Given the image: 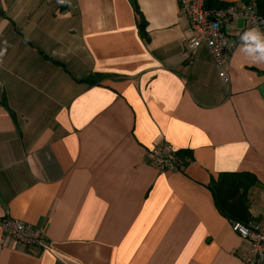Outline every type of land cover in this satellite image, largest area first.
Here are the masks:
<instances>
[{"label": "crops", "instance_id": "obj_1", "mask_svg": "<svg viewBox=\"0 0 264 264\" xmlns=\"http://www.w3.org/2000/svg\"><path fill=\"white\" fill-rule=\"evenodd\" d=\"M188 37L179 0H0V222L48 245L0 227V264H246L211 182L253 176L264 222V62L239 43L225 84L205 45L184 63ZM158 145L185 166L150 165Z\"/></svg>", "mask_w": 264, "mask_h": 264}, {"label": "built area", "instance_id": "obj_2", "mask_svg": "<svg viewBox=\"0 0 264 264\" xmlns=\"http://www.w3.org/2000/svg\"><path fill=\"white\" fill-rule=\"evenodd\" d=\"M180 11L189 22L184 63L191 65L196 51L205 45L213 59L220 79L229 84V64L241 36L251 28L264 34V18L258 13L256 1L242 0L223 8L208 7V0H179ZM243 21L245 27L239 30L237 24ZM173 146L150 148L146 161L159 171L180 170L182 163ZM232 230L244 241L246 251L243 261L246 264H264V222L244 224L231 221ZM4 238L14 240L29 254L47 248L45 232L14 219L6 213L0 222Z\"/></svg>", "mask_w": 264, "mask_h": 264}, {"label": "trees", "instance_id": "obj_3", "mask_svg": "<svg viewBox=\"0 0 264 264\" xmlns=\"http://www.w3.org/2000/svg\"><path fill=\"white\" fill-rule=\"evenodd\" d=\"M257 9L261 17L264 18V0H257ZM208 7L223 8L225 5L213 6L208 0ZM144 32V28L141 27ZM103 74L95 75L84 79L82 82L89 85L96 84L98 79L102 78ZM182 160V167L186 162ZM256 182V179L247 174H222L218 179L212 180L211 189L214 193L218 208L227 216L230 221H238L244 224L252 222V216L247 205L248 190Z\"/></svg>", "mask_w": 264, "mask_h": 264}, {"label": "clouds", "instance_id": "obj_4", "mask_svg": "<svg viewBox=\"0 0 264 264\" xmlns=\"http://www.w3.org/2000/svg\"><path fill=\"white\" fill-rule=\"evenodd\" d=\"M241 41V51L254 61L264 62V34L251 29L241 36Z\"/></svg>", "mask_w": 264, "mask_h": 264}, {"label": "rangeland", "instance_id": "obj_5", "mask_svg": "<svg viewBox=\"0 0 264 264\" xmlns=\"http://www.w3.org/2000/svg\"><path fill=\"white\" fill-rule=\"evenodd\" d=\"M164 146H168V145H158L157 147L162 148V147H164ZM176 153H177V155H178L179 160H180L181 163H182V160H181V158H180L179 153H178V152H176Z\"/></svg>", "mask_w": 264, "mask_h": 264}]
</instances>
